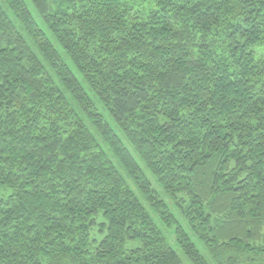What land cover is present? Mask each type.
Returning <instances> with one entry per match:
<instances>
[{
	"label": "trees",
	"instance_id": "trees-1",
	"mask_svg": "<svg viewBox=\"0 0 264 264\" xmlns=\"http://www.w3.org/2000/svg\"><path fill=\"white\" fill-rule=\"evenodd\" d=\"M28 1L0 0V264H264V0Z\"/></svg>",
	"mask_w": 264,
	"mask_h": 264
},
{
	"label": "rangeland",
	"instance_id": "rangeland-1",
	"mask_svg": "<svg viewBox=\"0 0 264 264\" xmlns=\"http://www.w3.org/2000/svg\"><path fill=\"white\" fill-rule=\"evenodd\" d=\"M28 5L32 11V13L34 14V16L39 20V22L41 24H43L40 20V17H39V14H38V11L37 9L35 8V6L33 5V3L31 2V0L28 1ZM52 38V36H50ZM54 41V40H53ZM60 48V46H59ZM61 49V48H60ZM79 77H81V75H79ZM88 91L90 93V95L93 97V99L95 100V102L97 103V106L99 107L100 111L108 118V120L112 123V125L115 127L116 131L119 133V135L123 138V140L126 142V144L128 145L129 149L132 151V153L135 155L136 159H138V161L141 163L142 167L146 168L144 162L141 160L140 156L138 155V153L135 151V149L133 148V146L128 142V140L125 138L123 132L120 130V128L115 124L111 114L109 113V111L98 101L96 95L94 94L93 91H91L90 88H88ZM147 173L149 174L150 178L153 179V176L152 174L147 171ZM154 180V179H153ZM9 191H5V190H1L0 191V197L2 196H6L8 195ZM161 194H163V192L161 191ZM166 236H167V239H168V242L176 247L177 245V242H176V238H175V234L172 230H167L166 231ZM194 241L197 243V245L201 248L202 247V244L200 243L199 240H197L195 237H194Z\"/></svg>",
	"mask_w": 264,
	"mask_h": 264
}]
</instances>
